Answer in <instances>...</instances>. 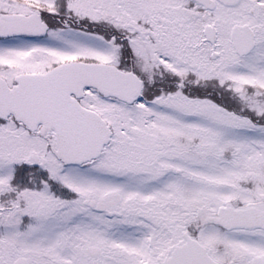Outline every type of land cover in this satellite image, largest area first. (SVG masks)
I'll list each match as a JSON object with an SVG mask.
<instances>
[{"label":"snow or ice","instance_id":"1","mask_svg":"<svg viewBox=\"0 0 264 264\" xmlns=\"http://www.w3.org/2000/svg\"><path fill=\"white\" fill-rule=\"evenodd\" d=\"M0 264H264V0H0Z\"/></svg>","mask_w":264,"mask_h":264}]
</instances>
